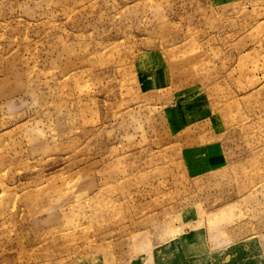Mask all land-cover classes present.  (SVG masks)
<instances>
[{"label": "rangeland", "instance_id": "obj_1", "mask_svg": "<svg viewBox=\"0 0 264 264\" xmlns=\"http://www.w3.org/2000/svg\"><path fill=\"white\" fill-rule=\"evenodd\" d=\"M0 264H264V0H0Z\"/></svg>", "mask_w": 264, "mask_h": 264}, {"label": "crops", "instance_id": "obj_2", "mask_svg": "<svg viewBox=\"0 0 264 264\" xmlns=\"http://www.w3.org/2000/svg\"><path fill=\"white\" fill-rule=\"evenodd\" d=\"M214 158H215V157H212V158H211V161H213V160H214Z\"/></svg>", "mask_w": 264, "mask_h": 264}]
</instances>
